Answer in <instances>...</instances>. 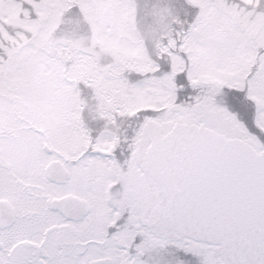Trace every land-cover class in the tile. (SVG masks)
Here are the masks:
<instances>
[{"label": "snow or ice", "instance_id": "snow-or-ice-1", "mask_svg": "<svg viewBox=\"0 0 264 264\" xmlns=\"http://www.w3.org/2000/svg\"><path fill=\"white\" fill-rule=\"evenodd\" d=\"M0 264H264V0H0Z\"/></svg>", "mask_w": 264, "mask_h": 264}]
</instances>
